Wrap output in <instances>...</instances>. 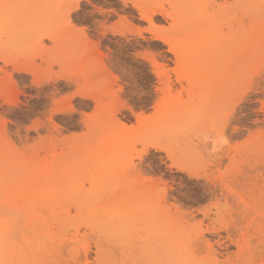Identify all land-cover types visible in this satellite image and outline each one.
<instances>
[{"label":"rangeland","instance_id":"374dc122","mask_svg":"<svg viewBox=\"0 0 264 264\" xmlns=\"http://www.w3.org/2000/svg\"><path fill=\"white\" fill-rule=\"evenodd\" d=\"M56 2L0 0V106L25 83L39 85L47 79L64 87L71 81L93 93L96 101L93 114L77 125L79 132L56 129L28 147L27 160L0 138V155L11 161L0 176V209L11 190L14 200L25 202L24 210L34 202L33 210L42 213L40 220L11 210L13 222L20 225L23 258L83 264L84 258L80 263L73 259L88 244L85 264H97L94 246L102 239L109 248L103 252L118 255L119 264L158 261L151 227L143 230L144 218L134 220L116 203L123 196L134 199L133 190L145 194L135 199L152 197L154 181L166 175L163 260L190 259L187 246L193 244L202 248L199 258L206 264H264V113L251 112L247 135L241 134L240 141L215 139V122L240 86L234 66L249 50L257 61L262 55L261 0H104L113 11L131 16L135 31L147 26L150 37H159L143 41L158 54L160 72L153 75L150 102L138 116L127 114L113 93L115 80L104 63L112 62L108 52L120 45L111 40L89 43L48 6ZM45 33L51 38L43 37ZM163 39H172L177 52L168 51L172 47ZM14 66L27 71L17 73ZM166 69L172 70L170 76ZM31 93L25 90L28 105L39 102ZM117 114L121 118H113ZM146 141L157 147L142 155L136 144ZM47 181L56 189L52 199L43 197L54 201L51 207L36 203ZM19 185L25 187L22 192ZM189 192L199 195L192 199ZM52 211L57 216L53 221L59 220L51 224ZM38 222L47 225L42 233Z\"/></svg>","mask_w":264,"mask_h":264},{"label":"snow or ice","instance_id":"6c2138e0","mask_svg":"<svg viewBox=\"0 0 264 264\" xmlns=\"http://www.w3.org/2000/svg\"><path fill=\"white\" fill-rule=\"evenodd\" d=\"M48 6L56 8L67 26L85 36L89 43H108L111 40L120 45L108 52L112 62L109 63L106 59L104 63L111 69L115 80V84L112 85L113 93L119 98L127 114L138 116L141 108L150 102L152 90L149 85L152 77L160 72L157 67L158 54L143 41L149 38L159 39V37H150V29L147 26H140V30L135 31V21L132 17H125L124 13L113 11L104 0H86V3H81V0H57L55 4ZM261 6L264 7V0H261ZM128 7L135 6L128 5ZM140 19L144 18L140 17ZM119 25L125 27L118 29ZM261 41L262 55L259 61L256 60L253 50H249L239 64L234 66L240 86L234 91L232 102L215 122V139L220 143L227 144L230 139L234 142L240 141L242 135H247L246 128L252 119L251 112L258 110L264 113V33L261 35ZM103 43L100 46L101 52L106 51ZM168 51L172 49L169 48ZM166 71L170 76L172 70L166 69ZM163 78L161 76V79ZM68 83L69 87H64L55 79L44 80L39 85L35 81L31 84L25 83L17 89L13 99H6L3 106H0V125H2L0 138L12 143L17 156L27 160L30 155L28 147L34 141L38 143L41 139L54 135L56 129H74L79 132L77 125H82L84 119L93 114L96 106L94 94L82 91L71 81ZM27 89H32L31 95L38 98V103L33 102L31 105L26 103ZM113 118L121 117L117 114ZM155 147H157L155 142L146 141L137 143L136 151L143 155L148 149ZM171 159L169 157V164L174 168ZM10 166L11 161L0 155V176H4ZM163 171L160 169V173ZM167 179L166 175H159L154 181L152 192L154 202L168 195L165 183ZM186 194L192 199L199 195L191 192ZM262 205H264V197H262ZM260 223L264 225V207L261 208ZM19 229L20 225L12 220L11 210L0 216V264H49L46 261L5 258L3 245L6 241H17ZM187 253L190 257L187 260L146 261L144 264H206L199 258L202 255V248L189 244Z\"/></svg>","mask_w":264,"mask_h":264},{"label":"bare ground","instance_id":"6f19581e","mask_svg":"<svg viewBox=\"0 0 264 264\" xmlns=\"http://www.w3.org/2000/svg\"><path fill=\"white\" fill-rule=\"evenodd\" d=\"M152 12H151V15H152ZM154 12H156V11H154ZM147 18H149V20L151 19L150 16L147 17ZM43 37H45L47 39H50L51 35L49 33H45L43 35ZM165 41H167V43H165ZM163 43L170 45L172 47V50H173L174 53L177 52V44L174 43L172 41V39H163ZM0 58H1V56H0ZM14 67H15V70H16L17 73H19L21 71H27V70H24L23 68H21L20 66H14ZM3 96L4 95L0 91V99L3 98ZM49 172H52V169L49 170ZM2 183H5V182L2 181ZM30 183H32V182H30ZM45 184L46 185L43 187L44 188L43 189L44 190V192H43L44 194L39 197V199L36 201V203L38 205H41V206H43L45 204H48V207H51V205L55 204V203H53L54 201L47 202L45 199H43V197L47 198V197L50 196V198L52 199L56 189L52 186V183L50 181H47ZM27 186H29V185H27ZM30 186H33V184H30ZM24 189H25V187L23 185H19V187L17 188V190L21 191V192ZM10 191L11 190H7L6 195H7L8 198L6 200H4L2 202V204H1V206H3V207L0 209V214H1L0 216L5 215V213L8 210H12L15 213H20V214H22V215H24L25 217H28V218L32 217L35 214V216L38 217V219H40V220L42 219V213H40L41 210L37 211V212L35 210H33L34 202L33 203L30 202V204H31L30 205L31 208L29 207L30 209L24 210L23 205L25 204V202L14 200L13 199L14 197L11 196V192ZM133 193L134 194L136 193L135 196L133 195L134 199H131V198L127 199L125 196L121 197L118 200V202L116 203V205L118 206L117 208H118V210L121 209L122 211L128 210L129 211L128 213L131 212V216L133 217L134 220H137L139 218H144V220H145L144 223H145L146 228H144L143 230H145L147 232V230L149 229L147 227H151V229H150L151 233L156 236L155 237L156 238L155 243L157 244V248H156L157 252H156V257L155 258L158 261L163 260V246H161V245H163V196L160 197L158 202H154L152 197H150V196H148V198L146 200H144V199H135L136 196L137 197L138 196H145L144 192L142 193L144 195L140 194L139 190H133ZM122 211H120V212H122ZM49 215H50V218L52 219L51 224L55 223V221L59 220V219H56V220L53 221V219H55L57 217L53 211L49 212ZM13 218L19 220L21 217L19 219L15 218V217H13ZM95 221H96V219H95ZM96 223L100 224L99 219H97ZM38 225H39L40 233H42L44 227H47V225L41 224L39 222H38ZM87 227L90 228V224L88 222H87ZM112 229L115 230L116 228L112 227ZM20 236L21 235H20V232H19V237L18 238H20ZM99 238H101V237H99ZM74 240H76V238ZM101 240L102 239H100V241L96 242L95 246H94V248L96 250L95 253L97 255V258H96L97 264H100V263H103V264H119L120 263V258L117 257L118 255L107 256L106 252H103L104 251V247L107 246V249H109V248H108V245L107 244L105 245L104 242H102ZM3 247L5 249V258L6 259H24L23 258L24 254H25L24 248H22L21 245L18 244V239L15 242H7L6 241L4 243V245H3ZM80 248H81V250H77L76 257L73 259V261H77V262L80 263L81 262L80 259L84 258V263L83 264H85L86 261H87V258H88V254L91 251V248H90V246L88 244H82L80 246ZM110 248L112 249V248H114V246L113 247L111 246ZM112 250H117V249H112ZM81 251H82L83 255H81L82 257H79V255L81 254L80 253Z\"/></svg>","mask_w":264,"mask_h":264}]
</instances>
